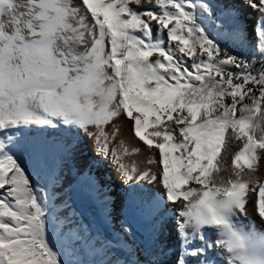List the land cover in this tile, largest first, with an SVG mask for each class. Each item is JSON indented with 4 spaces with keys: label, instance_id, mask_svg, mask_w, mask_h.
<instances>
[{
    "label": "snow or ice",
    "instance_id": "1",
    "mask_svg": "<svg viewBox=\"0 0 264 264\" xmlns=\"http://www.w3.org/2000/svg\"><path fill=\"white\" fill-rule=\"evenodd\" d=\"M246 3L258 13L254 44L238 10L212 0H0V264H159L142 258L130 225L109 237L81 221L59 194L63 164L43 184L30 178L19 154L36 146L33 129L60 127L111 154L130 189L159 186L141 206L153 220L173 213L179 264H220L212 251L264 264V231L245 223L249 202L264 223V0ZM121 116L158 151L146 161L156 171L124 162L140 149L110 147L120 129L106 126ZM88 185L111 225L108 193Z\"/></svg>",
    "mask_w": 264,
    "mask_h": 264
},
{
    "label": "bare ground",
    "instance_id": "2",
    "mask_svg": "<svg viewBox=\"0 0 264 264\" xmlns=\"http://www.w3.org/2000/svg\"><path fill=\"white\" fill-rule=\"evenodd\" d=\"M241 1V0H238ZM241 5V4H240ZM113 124L119 126V133L116 135L115 140L112 142L110 147H115L117 149L120 148L121 142H123L129 149L132 148H138L140 149L138 154L129 155L124 158V162L126 164H131L132 162H135L138 168L143 171L146 168H151L153 171L157 170L156 164H148L146 161L148 158L155 156L156 159H159L158 151L151 152L147 146H145L141 141H139L132 132V122L127 120L125 117L121 116L119 118H116L112 123L106 126V130L111 133L113 130ZM32 140L37 142L36 146L38 149H47L52 148L55 150H58L61 152V154L67 155V158L74 159L81 157V154L79 156V153L84 152L85 155L82 154V157L85 158H91L89 163L91 162L93 166L107 163V169H104V172L109 174L112 173L113 176L117 178L118 184L120 186L118 189L120 192L118 193V198L115 201L122 202L124 201V218H127L130 214V212L133 210V207L137 209V212L135 213L137 216H141L145 218L147 221V224H151L154 226L152 229L149 225L147 232L149 236L156 237L157 243H150L146 242L144 240V236H139L135 233L134 230V238L140 239L141 244V250H142V256L143 258L148 257L150 254L159 260V264H179V260L182 254V247H181V238L180 234L176 229L175 226V219L173 218V213L171 211H167L166 214L162 213L160 217H158L156 220H153V218L148 214L147 208H142L141 206V200L146 199L147 197H150L154 193H158L161 191L159 186L151 185L145 183L143 186V190L137 188V189H130L128 185H126L123 181L122 176L117 171L116 165L112 162L111 154L107 159L103 157L102 153H97L96 146L92 139H89L87 136H84L82 133L80 136H75L73 133V130H70L66 127H60L58 129H44L43 131L34 128L33 134H32ZM70 141V145H68V142ZM78 141V143L82 146L80 147V150H74L76 147L75 144ZM64 145L68 146V151H65ZM88 149L91 150V153H87ZM72 154L73 155L72 157ZM101 164V165H102ZM22 166L24 167V164L22 163ZM256 174H259L258 176L262 181H264V161H261L259 170ZM105 175V174H104ZM109 178V176L107 177ZM101 186V185H100ZM104 190L107 192L110 190L111 187H113V182L110 179H107L105 184L102 186ZM127 192V197L124 198V192ZM253 197V201L255 199V194H251ZM166 210L172 209L174 206L172 204H166L165 206ZM146 209V211H144ZM248 209V219L249 217L255 222V226L260 231H264V223H259L257 220L256 213L254 211V204L253 202H249L247 205ZM139 218V217H138ZM246 224H249V221L245 220ZM153 232V233H152ZM146 233V232H145ZM217 238V235L215 232L212 233L211 239L214 240ZM213 255L218 256V251H213ZM220 256V255H219ZM186 260L188 261V264H195L196 261L192 257H186Z\"/></svg>",
    "mask_w": 264,
    "mask_h": 264
},
{
    "label": "rangeland",
    "instance_id": "3",
    "mask_svg": "<svg viewBox=\"0 0 264 264\" xmlns=\"http://www.w3.org/2000/svg\"><path fill=\"white\" fill-rule=\"evenodd\" d=\"M214 1L220 6H223L226 3L230 4L238 10L239 22L241 23L242 27L246 28V35L248 41L254 44L256 40L254 28L256 25L258 13L254 11L252 8L247 6L246 0H241V1L214 0ZM256 2L258 3V0H256ZM155 58H156L155 56L152 57V59ZM68 145H70V141L68 142ZM75 146L76 147L78 146V148H75L74 150H78V151L80 150V147H82L78 142H76ZM239 147H240L239 142L229 144L227 150V156H226L228 165H231L232 154L235 153ZM87 151H88L87 153H91L90 149H88ZM80 154L81 157L70 159L67 158V155L61 154V152L52 148H47L43 150V149H38L37 147H30L29 149L20 153L19 156H20V162L24 164V167L29 173L30 178L33 181L39 180L41 184L44 183V178L50 166L53 165L59 166L63 164V175L67 177V179L64 181L63 190L60 191L59 193L60 197L66 200L70 204L71 208L75 210L76 214L79 215L81 221L86 225H90L94 231L103 232L109 237H111L113 235L112 230L115 229L118 232L120 228V224L124 223L126 225L131 226L133 237H135L134 236V230H135V233L137 235L145 237L144 240L146 242L157 243L156 237H153L151 235L149 236L147 232V229L151 224L148 225L145 218L141 216H137L135 214L137 212V209L136 207L135 208L133 207L134 205H132L133 210L130 212L129 216L127 218H124L123 212L125 208L124 207L125 202L115 201L119 196L118 193L120 192V190L118 189V187L120 186V184H118L117 178L113 176L112 173H110L109 175L104 172V169H107L106 164L108 162L103 164L101 163L102 165L99 164L94 167L91 162L89 163L91 158L89 159L82 157V154L85 155L84 152L79 153V156ZM73 155L75 154H72V157ZM223 174L227 175V173H223ZM108 176L109 178H107ZM110 178L113 182V187H111L110 190L107 191L108 199H109L108 211L112 212L114 220L111 223V225L105 226L102 221L103 213L99 207V202L95 199L94 194L91 192L88 185V181L91 179L97 182L99 186L100 185L103 186L106 180ZM125 197H127L126 191L124 192V198ZM62 209H63V205L60 206V210ZM144 211H146V209H144ZM247 221L250 222L253 220L249 217ZM256 221H258L260 224L262 223L259 220L258 216ZM150 227L152 229L154 228V226L152 225ZM134 240L135 243L139 246V249L141 250L140 239L137 240L134 238ZM212 252H210L209 255L217 257V259L220 260V264H224L223 258L219 255L218 256L213 255ZM78 258L84 259L85 257L80 256Z\"/></svg>",
    "mask_w": 264,
    "mask_h": 264
},
{
    "label": "trees",
    "instance_id": "4",
    "mask_svg": "<svg viewBox=\"0 0 264 264\" xmlns=\"http://www.w3.org/2000/svg\"><path fill=\"white\" fill-rule=\"evenodd\" d=\"M213 3L217 4L214 0H212ZM230 19V18H229ZM240 26L241 23L239 22ZM217 39H221L220 37H217ZM222 47H227L230 52L233 54L239 55V56H245V57H251L254 51V48H249L247 46L242 47L239 42H233L231 40H222L221 42Z\"/></svg>",
    "mask_w": 264,
    "mask_h": 264
}]
</instances>
